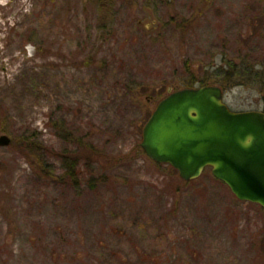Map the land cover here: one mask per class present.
<instances>
[{"label": "rangeland", "instance_id": "1", "mask_svg": "<svg viewBox=\"0 0 264 264\" xmlns=\"http://www.w3.org/2000/svg\"><path fill=\"white\" fill-rule=\"evenodd\" d=\"M85 1L0 0V264H264L261 206L141 147L177 90L264 110V8L130 0L109 21ZM86 148L106 157L71 161Z\"/></svg>", "mask_w": 264, "mask_h": 264}, {"label": "water", "instance_id": "2", "mask_svg": "<svg viewBox=\"0 0 264 264\" xmlns=\"http://www.w3.org/2000/svg\"><path fill=\"white\" fill-rule=\"evenodd\" d=\"M11 143L0 136V148ZM141 147L186 182L211 167L237 199L264 208V113L233 112L219 87L182 89L163 99L144 128Z\"/></svg>", "mask_w": 264, "mask_h": 264}, {"label": "flooded vegetation", "instance_id": "3", "mask_svg": "<svg viewBox=\"0 0 264 264\" xmlns=\"http://www.w3.org/2000/svg\"><path fill=\"white\" fill-rule=\"evenodd\" d=\"M166 2L168 4H170L172 8H174L175 7L174 4L177 2V0H166ZM148 3H150V2L143 1V2H140L137 6L143 7L145 4H148ZM186 3H191V2H190V0H186ZM198 3L199 4L203 3L204 6H202V7L204 9H207V8L212 6L213 1L212 0H198L197 5H198ZM244 3L253 4L254 6L258 7L259 9L264 8V0H249V1L244 0ZM84 4L86 7V10H87V8H90V9H92L93 12H97L96 10L103 11L105 14L103 16V19L109 20V21L111 20V17H112L111 15H112L113 8L117 9L118 7H131V1L130 0H93V1H85ZM49 5H52V4L50 3ZM49 15H51V12H49ZM180 19H181L180 22L185 24L186 28H187L191 25V23L193 24V21H195L196 18L194 16L190 17V15H189L186 17H182ZM189 19H191V20H189ZM178 20H179V17H178ZM171 24L177 25V16L172 17ZM163 28H164L163 25H161L159 27L160 32ZM182 30H185V29H182ZM249 111L264 113V110H249Z\"/></svg>", "mask_w": 264, "mask_h": 264}, {"label": "trees", "instance_id": "4", "mask_svg": "<svg viewBox=\"0 0 264 264\" xmlns=\"http://www.w3.org/2000/svg\"><path fill=\"white\" fill-rule=\"evenodd\" d=\"M80 144L81 143L79 142V145ZM12 145H13V143H12ZM80 146H84V145H80ZM26 147H29V146L26 145ZM84 147H86V145ZM92 154H93V156H96L98 159H100V156L102 158L106 157L101 152L95 153L93 150H89L88 148H86V149H82V150H80L78 152L73 153L74 156L73 157L70 156V159H71V161H77L78 158H79V160H80V158H83L84 160L88 161L89 159H92V157H91ZM76 168H77V166L74 165L73 163H71V165L69 166L70 174H72L71 175V180H74V181L76 180V178L78 176L77 172H76L77 176L75 175Z\"/></svg>", "mask_w": 264, "mask_h": 264}]
</instances>
